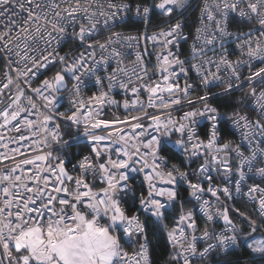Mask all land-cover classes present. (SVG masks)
<instances>
[{"label": "snow or ice", "instance_id": "obj_1", "mask_svg": "<svg viewBox=\"0 0 264 264\" xmlns=\"http://www.w3.org/2000/svg\"><path fill=\"white\" fill-rule=\"evenodd\" d=\"M159 233L264 262V0H0V264H155Z\"/></svg>", "mask_w": 264, "mask_h": 264}, {"label": "built area", "instance_id": "obj_2", "mask_svg": "<svg viewBox=\"0 0 264 264\" xmlns=\"http://www.w3.org/2000/svg\"><path fill=\"white\" fill-rule=\"evenodd\" d=\"M184 16L186 17L187 19V24L190 26L189 28L186 29V31H191L193 33L192 36L189 37V40L187 43L185 44H182L181 48H182V51L184 52V55L187 56L188 55V49H189V46L192 44L193 42V38H194V32H195V28H194V21H195V18H196V13H189V12H185L184 13ZM153 23H158V20H156L154 18L153 20ZM142 26L140 25H129L123 29H120L122 31H125V32H131L133 34H135L136 30L138 28H141ZM246 30V29H245ZM71 46V43L69 42L68 45L65 46L64 50L67 51L68 47ZM233 59H235V55L233 56ZM240 96V93L237 92V97ZM67 107V104L65 103V108ZM63 110V109H62ZM230 139H238V134L237 136L235 137H228ZM79 147L80 145H76L75 147H73L70 151L72 152H76L79 150ZM193 167H196V165L194 164ZM183 196L186 197L187 196V193H183ZM234 205L236 208H239L240 211L242 212H246L250 215H255V206L253 204H251L250 202L246 201V200H236L234 202ZM188 207H192V205H188ZM230 215H232V218L234 220H236L237 223H240L241 222V218H239L237 215H235L234 213H230ZM198 224L202 225L203 224V220L201 218L198 217ZM223 221H219L213 225H210V228H214L216 231H220L222 228H223ZM245 231H247V226L245 225ZM259 233V232H258ZM257 234V233H256ZM205 245L201 244L200 247H204Z\"/></svg>", "mask_w": 264, "mask_h": 264}, {"label": "trees", "instance_id": "obj_3", "mask_svg": "<svg viewBox=\"0 0 264 264\" xmlns=\"http://www.w3.org/2000/svg\"><path fill=\"white\" fill-rule=\"evenodd\" d=\"M235 95L237 96V93H235ZM152 239L154 244V249L151 253L152 259L155 264H164L167 254L170 251V249L166 246V235L159 233L156 236H153ZM242 251L243 250L238 249L236 255H230L228 259L235 260ZM242 259L247 261V264H264V262L260 261L258 257L255 260L251 259L246 252L244 253Z\"/></svg>", "mask_w": 264, "mask_h": 264}, {"label": "rangeland", "instance_id": "obj_4", "mask_svg": "<svg viewBox=\"0 0 264 264\" xmlns=\"http://www.w3.org/2000/svg\"><path fill=\"white\" fill-rule=\"evenodd\" d=\"M256 235L259 237L260 236V233H257Z\"/></svg>", "mask_w": 264, "mask_h": 264}]
</instances>
